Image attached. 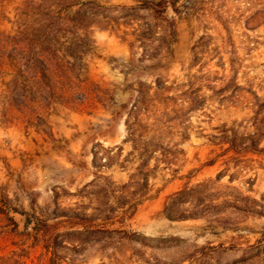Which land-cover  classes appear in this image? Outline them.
Listing matches in <instances>:
<instances>
[{"label": "rangeland", "instance_id": "rangeland-1", "mask_svg": "<svg viewBox=\"0 0 264 264\" xmlns=\"http://www.w3.org/2000/svg\"><path fill=\"white\" fill-rule=\"evenodd\" d=\"M26 1L0 0V36L24 28ZM181 1L192 10L170 13L171 28L122 9L112 14L118 30L92 24L93 46L67 55L68 93L25 98L0 74V195L17 209L0 214V264H264V138L229 167L209 165L219 152L208 140L227 125L250 144L264 123V0ZM25 47L0 46V58L20 61ZM157 80L194 103L185 137L164 141L183 150L176 165L141 169L126 120L139 84ZM94 147L104 154L95 164ZM134 173H151L136 206L138 189L126 186ZM184 189L193 191L174 204Z\"/></svg>", "mask_w": 264, "mask_h": 264}, {"label": "trees", "instance_id": "trees-1", "mask_svg": "<svg viewBox=\"0 0 264 264\" xmlns=\"http://www.w3.org/2000/svg\"><path fill=\"white\" fill-rule=\"evenodd\" d=\"M136 1L138 4L133 7L107 6L101 0L26 1L23 11L24 28L14 35H6L8 39L4 35L0 36V46L26 47L19 50L20 61L6 62L4 55L0 58V74L12 76L13 78L7 84L14 85L13 94L20 87L21 95L25 98L29 95L38 99L39 95L43 97L41 95L43 91L54 92L56 95L59 90L61 93H68L71 79L75 74L70 68L67 55H71V50L77 51V46H93L89 39V28L92 24L101 23L113 30H118L123 24L112 14L113 10L122 9L126 13L133 10L147 11L153 19L161 20L171 28L173 16L170 13L178 16L192 10L188 2L181 0ZM129 16L126 15L127 18ZM134 19L136 18H132V21ZM139 31L140 29H137V32ZM137 37L142 39L139 41H143L145 32L138 34ZM84 55V53L77 55V59L83 61ZM191 87L193 89V86ZM181 91L180 86L169 84L168 81L157 80L155 85L139 84L137 100L126 120L127 137L125 139V142L132 146L129 156L138 160L139 168H148L149 162L153 159L172 168L179 161V156L183 154V150H179V144L164 145L166 138L172 141L174 137H185L181 128V125L185 124L184 111L186 104L193 105L194 101L189 100L188 92L181 94ZM200 98L202 103L198 104L196 109H204L206 106V97L200 96ZM236 98L239 99L240 96ZM233 130L223 125L218 128V134L209 136V144L215 148L214 153L219 152L209 165H214L218 158H225L224 163L229 167L234 162L232 154L242 157L249 152L259 151L260 142L264 138V123L257 129L250 144L246 143L247 137H239ZM100 155L104 154L94 147V164L101 159ZM151 173L142 176L134 173L130 176V183L126 186H134L138 189V197L133 206L141 204L145 199ZM192 191L193 189H184L174 194L172 197L174 204L180 200L176 199L177 197L183 198ZM186 211L184 210L179 218H185ZM10 212L17 213V209L12 208L8 200L0 195V214ZM126 214L125 212L124 215ZM26 220L31 221L28 218Z\"/></svg>", "mask_w": 264, "mask_h": 264}]
</instances>
